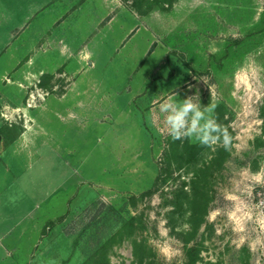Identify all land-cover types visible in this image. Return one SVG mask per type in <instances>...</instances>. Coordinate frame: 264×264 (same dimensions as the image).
Here are the masks:
<instances>
[{
	"label": "rangeland",
	"instance_id": "1",
	"mask_svg": "<svg viewBox=\"0 0 264 264\" xmlns=\"http://www.w3.org/2000/svg\"><path fill=\"white\" fill-rule=\"evenodd\" d=\"M43 1L0 0V264H264V0H114L141 25L78 73L44 32L86 0ZM169 96L230 149L173 141Z\"/></svg>",
	"mask_w": 264,
	"mask_h": 264
},
{
	"label": "crops",
	"instance_id": "2",
	"mask_svg": "<svg viewBox=\"0 0 264 264\" xmlns=\"http://www.w3.org/2000/svg\"><path fill=\"white\" fill-rule=\"evenodd\" d=\"M82 1L84 0H44L36 12H45L49 14L52 10L55 11L54 7L57 4L69 3L71 7H73V3H81ZM69 8L70 5L65 6L66 10H70ZM79 11H82V16H79V18L76 17L74 19H77L76 21H64L63 23H58L56 26L57 22L61 19L59 15L60 12H58L59 14L55 15L54 21L50 23L51 26L44 32V34H48V37L44 40L43 44L48 53L56 50L58 46L61 50V57L64 60L63 67L67 65L76 66L78 68V71H76L77 73L80 70H84L85 66H88V64H92L90 65L91 67L95 66L97 52L95 54L94 51L97 50L99 46L96 44L101 43L100 45L109 46L111 45L109 42H112V48L118 49L123 46L125 42L130 41L129 37L131 33L135 31L136 27L140 24V22L138 25L132 22L130 19V12L123 7L120 1L103 0L100 2V0H86L83 6H80ZM36 12L28 17L27 20L34 17ZM109 17H111L110 20L104 24L105 20ZM84 21H87L84 25L89 23L90 28L87 30V33L83 35L81 44H77L75 47L71 42L76 39L74 35L77 29H81ZM93 55L95 61L93 60ZM60 67L62 66H59V68ZM76 85L77 82L74 87ZM87 92L89 91L86 90L84 93ZM27 135H29V133ZM9 211L10 208H5L4 205H0V225L4 224V221L7 222L8 219L10 220V217H8ZM3 241L4 240L0 238V243Z\"/></svg>",
	"mask_w": 264,
	"mask_h": 264
},
{
	"label": "clouds",
	"instance_id": "3",
	"mask_svg": "<svg viewBox=\"0 0 264 264\" xmlns=\"http://www.w3.org/2000/svg\"><path fill=\"white\" fill-rule=\"evenodd\" d=\"M194 96L177 102L172 96L158 106V116L173 141L194 140L204 147L218 145L229 150L232 136L215 117L216 104L201 106ZM15 203L16 198H10Z\"/></svg>",
	"mask_w": 264,
	"mask_h": 264
},
{
	"label": "trees",
	"instance_id": "4",
	"mask_svg": "<svg viewBox=\"0 0 264 264\" xmlns=\"http://www.w3.org/2000/svg\"><path fill=\"white\" fill-rule=\"evenodd\" d=\"M190 148H195L194 146H191ZM177 207V206H176ZM190 264H193V262H191Z\"/></svg>",
	"mask_w": 264,
	"mask_h": 264
}]
</instances>
